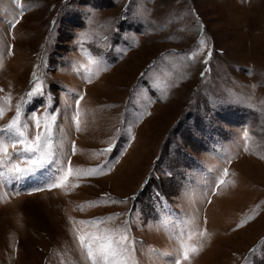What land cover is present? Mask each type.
Returning a JSON list of instances; mask_svg holds the SVG:
<instances>
[{
    "label": "rangeland",
    "instance_id": "rangeland-1",
    "mask_svg": "<svg viewBox=\"0 0 264 264\" xmlns=\"http://www.w3.org/2000/svg\"><path fill=\"white\" fill-rule=\"evenodd\" d=\"M20 2L22 17L0 0V103L12 98L0 127L36 73L45 94L25 115L54 111L67 166L113 163L64 187H0V264H86L74 222L103 217L128 222L140 264H163L177 245L161 221L193 215L207 236L192 264H264V0Z\"/></svg>",
    "mask_w": 264,
    "mask_h": 264
},
{
    "label": "snow or ice",
    "instance_id": "snow-or-ice-1",
    "mask_svg": "<svg viewBox=\"0 0 264 264\" xmlns=\"http://www.w3.org/2000/svg\"><path fill=\"white\" fill-rule=\"evenodd\" d=\"M12 3L20 9L21 17L25 11L31 8V5H21L20 0H12ZM9 23L10 27L14 28L19 20L14 19ZM199 43L204 45L205 41L201 39ZM198 55L199 53L193 50L187 58L194 60ZM209 57H211L210 52ZM93 62L98 65V71L106 70V66L101 61ZM205 63L207 64L208 61L206 60ZM87 79L88 82H91L90 76ZM32 85V88L26 93L28 99L25 100V103L17 104L14 117L4 127H0V187L20 185L31 180L44 181V186L51 189L64 187L70 176L101 175L110 171L112 161H106L104 165L98 168H89L86 171L67 166L70 161H66L64 153L58 151V148L62 149L63 141L58 140L54 132L57 120L54 111L46 112L43 117H39L36 114L37 110L33 109L25 115V106L31 99L45 94L41 78L36 73H33ZM0 91L3 90L0 89ZM82 99L83 96H80L76 103L79 104V100ZM11 100L9 95L4 97L0 103V119H3L7 114L11 107ZM46 107L50 108L51 105L48 104ZM143 115L144 113H139L135 116L128 125V131H131V128L139 123ZM79 116L80 112L77 110L72 117L77 131H79ZM29 122L34 124L35 133L31 131ZM244 139L245 151H249L247 131L244 133ZM111 150L112 147H109L100 154L105 155ZM73 152H75V146H73ZM227 175L228 170L225 168L223 176ZM223 176L218 178L217 187L225 183ZM103 202L125 203L126 201L106 200ZM113 219L114 217H103L79 221L78 223L82 226L80 228H77L76 222H74L73 230L79 243L81 256L86 264H140L136 258L138 241L132 236L128 222L126 221L122 227L110 228L107 225ZM161 226L165 228L169 238L174 240L177 245L173 252L159 253L163 264H192V258L203 251L204 245L200 241L207 236L206 231L198 229L197 217L193 215L190 218L177 219L174 222L164 219L161 221Z\"/></svg>",
    "mask_w": 264,
    "mask_h": 264
}]
</instances>
